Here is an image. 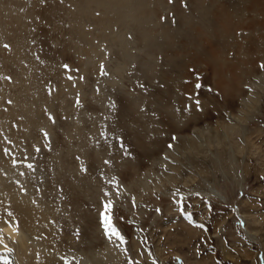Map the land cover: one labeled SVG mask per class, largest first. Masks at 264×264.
<instances>
[{
  "label": "rangeland",
  "instance_id": "374dc122",
  "mask_svg": "<svg viewBox=\"0 0 264 264\" xmlns=\"http://www.w3.org/2000/svg\"><path fill=\"white\" fill-rule=\"evenodd\" d=\"M261 64L264 0H0V208L54 264H264Z\"/></svg>",
  "mask_w": 264,
  "mask_h": 264
},
{
  "label": "bare ground",
  "instance_id": "6f19581e",
  "mask_svg": "<svg viewBox=\"0 0 264 264\" xmlns=\"http://www.w3.org/2000/svg\"><path fill=\"white\" fill-rule=\"evenodd\" d=\"M128 4L130 5V3H127V5ZM233 130L234 128L231 127L228 131L233 132ZM7 142L6 145L8 144ZM7 147H9V149H13V146H11V144ZM2 184L3 183L0 181V187H2ZM7 200L11 201L12 206L14 207V211L9 212L12 213L11 216L14 218H10L8 213L3 212L0 208V213L4 215L0 216V228L4 229V242L8 245L9 248L13 249V252L12 254L8 255L3 246H0V254L8 255V258L12 261V264H54V261L53 263H50L52 259L48 260V257L50 258V255L46 252L47 248H50L49 239L48 237H45L46 231L44 230V227H47V212L45 210V212H43V208L41 210L40 208H37L39 206L36 207L32 202H30V199L24 195L17 197L15 194L11 193L10 197ZM4 204L5 202L0 201V205ZM8 223L13 224L14 226H18V234L11 233V230L8 228ZM9 236H11V239H9ZM43 252H45V254H43ZM41 258H43L42 261H40ZM99 264H101L100 261Z\"/></svg>",
  "mask_w": 264,
  "mask_h": 264
},
{
  "label": "snow or ice",
  "instance_id": "6c2138e0",
  "mask_svg": "<svg viewBox=\"0 0 264 264\" xmlns=\"http://www.w3.org/2000/svg\"><path fill=\"white\" fill-rule=\"evenodd\" d=\"M169 2H173V0H169ZM185 7H187V5H184ZM3 48L5 50H10V45L5 43L3 44ZM68 66L65 65V68H67ZM260 67L262 69H264V64H261ZM100 75L103 76H107L108 72L105 68V66L103 64L100 65ZM71 79V77H69ZM10 79V77L8 78ZM82 79V77H81ZM141 87H143V85H141ZM199 87V85H198ZM77 103L79 104V101H77ZM196 105L197 108H199V100L196 101ZM110 107H115V103L113 102L112 105H110ZM51 119V117H50ZM55 122V120L53 119V123ZM47 135V133L45 134ZM173 140L176 139V137H172ZM121 146L123 147V144L121 143ZM169 149H171L173 147L172 144L168 145ZM165 160H168V157L165 156L164 157ZM28 168H32L33 166L31 164L27 165ZM167 170V169H165ZM86 171V169H85ZM109 183H111L112 187L115 189V197L118 199L120 198V196L122 195V191H121V186L119 184V181H117L115 178H113L111 181H109ZM104 196L106 197V200L103 204V212L101 213V217H102V227L104 230V234L106 236V238L112 242V241H118L120 245H125L124 247V251L127 252L128 249L126 247L128 241L125 238V236L120 232V230L115 226L114 222H113V216L112 213L115 210V200L112 198L113 197V193L109 192V191H105L104 192ZM132 204L133 207H135V197H132ZM9 216L12 215V213H8ZM7 223V222H6ZM200 227H203V225H200ZM8 228L11 230V233L14 234H18V226H14L11 223H8ZM3 232L4 229L0 228V246H3V248L6 250L7 254L10 255L13 252V249L9 248L8 245L4 242V236H3ZM9 239H11V236H9ZM8 255L5 254H0V264H12V261L8 258ZM65 264H73V262L71 260H66ZM130 264H139V261H132L130 259ZM153 264H155V261L153 262Z\"/></svg>",
  "mask_w": 264,
  "mask_h": 264
}]
</instances>
